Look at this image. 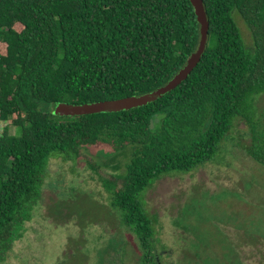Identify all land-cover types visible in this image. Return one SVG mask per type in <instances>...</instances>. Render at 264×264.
Masks as SVG:
<instances>
[{
    "label": "trees",
    "instance_id": "trees-1",
    "mask_svg": "<svg viewBox=\"0 0 264 264\" xmlns=\"http://www.w3.org/2000/svg\"><path fill=\"white\" fill-rule=\"evenodd\" d=\"M208 41L190 75L146 105L56 115L52 105L142 94L168 82L198 49L190 0H0V264L26 233L52 159L85 157L141 264H161L159 217L144 193L219 153L239 122L247 154L264 167V0H203ZM254 40L250 47L234 16ZM154 121H157L153 126ZM111 145L127 157L108 173L84 153Z\"/></svg>",
    "mask_w": 264,
    "mask_h": 264
},
{
    "label": "rangeland",
    "instance_id": "rangeland-1",
    "mask_svg": "<svg viewBox=\"0 0 264 264\" xmlns=\"http://www.w3.org/2000/svg\"><path fill=\"white\" fill-rule=\"evenodd\" d=\"M234 16L253 47L244 18ZM257 105L264 109V93ZM247 130L239 122L212 160L146 189L147 207L159 217L161 264H264V167L244 149ZM84 153L108 173L125 170V152L111 145L86 146ZM140 255L137 237L82 157L50 161L34 216L3 264H141Z\"/></svg>",
    "mask_w": 264,
    "mask_h": 264
},
{
    "label": "water",
    "instance_id": "water-1",
    "mask_svg": "<svg viewBox=\"0 0 264 264\" xmlns=\"http://www.w3.org/2000/svg\"><path fill=\"white\" fill-rule=\"evenodd\" d=\"M190 1L194 6L198 21L201 25L200 44L198 46V49L188 58L187 63L181 69H179V71L176 72L173 77L168 80V82L158 86L157 88L151 91L142 94H134L124 97L103 99L84 103H75L62 100L52 105L53 112L56 115L59 114L62 116H75L90 113L127 110L153 102L164 94H166L167 92H169L170 90L174 89L176 86H178L183 80H185L190 75L192 70L199 63L202 54L205 51L209 35V21L207 17V12L205 10L204 1Z\"/></svg>",
    "mask_w": 264,
    "mask_h": 264
},
{
    "label": "built area",
    "instance_id": "built-area-1",
    "mask_svg": "<svg viewBox=\"0 0 264 264\" xmlns=\"http://www.w3.org/2000/svg\"><path fill=\"white\" fill-rule=\"evenodd\" d=\"M2 125H3V121L1 119V114H0V126L2 127Z\"/></svg>",
    "mask_w": 264,
    "mask_h": 264
}]
</instances>
